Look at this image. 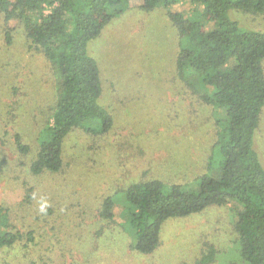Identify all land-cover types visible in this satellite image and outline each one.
<instances>
[{
  "label": "rangeland",
  "instance_id": "374dc122",
  "mask_svg": "<svg viewBox=\"0 0 264 264\" xmlns=\"http://www.w3.org/2000/svg\"><path fill=\"white\" fill-rule=\"evenodd\" d=\"M141 4L130 0L88 46L99 63L100 102L113 117L111 127L103 133L74 128L63 144L62 168L40 174L30 165L41 130L52 121L58 75L20 22H6L0 13V158L5 161L0 204L7 211L0 230L19 237L0 248V264H196L211 249L213 264H246L235 201L166 220L160 243L149 254L130 246L126 201L119 192L154 178L193 188L199 176L217 175L221 160L214 147L219 129L213 107L178 76L176 27L164 7L145 11ZM191 8L187 0L171 6L185 16ZM229 14L264 28V14ZM15 135L27 152L18 149ZM257 148L264 161V110ZM110 195L114 218L106 220L100 210Z\"/></svg>",
  "mask_w": 264,
  "mask_h": 264
},
{
  "label": "trees",
  "instance_id": "16d2710c",
  "mask_svg": "<svg viewBox=\"0 0 264 264\" xmlns=\"http://www.w3.org/2000/svg\"><path fill=\"white\" fill-rule=\"evenodd\" d=\"M130 0H0L6 22L18 20L30 43L43 52L57 77V100L51 123L41 130L39 149L31 162L34 174L57 172L63 166L65 138L77 127L103 133L113 117L100 102L102 79L98 61L89 51L111 20ZM183 0H142L141 8L164 7L177 29L176 69L193 92L213 107L218 127L215 149L221 155L218 174H203L187 188L160 179L134 182L119 192L126 201L130 246L142 254L160 243L163 223L206 208L237 203L235 229L240 257L246 264H264V161L257 133L264 110V28L231 18L232 10L264 14V0H187L190 15L171 10ZM243 26V27H242ZM10 40V33H6ZM18 149L27 152L19 135ZM0 158V173L4 165ZM115 196L104 198L100 215L114 218ZM6 208L0 204V219ZM18 234L0 230V248L13 245ZM214 252L203 253L196 264H213Z\"/></svg>",
  "mask_w": 264,
  "mask_h": 264
}]
</instances>
